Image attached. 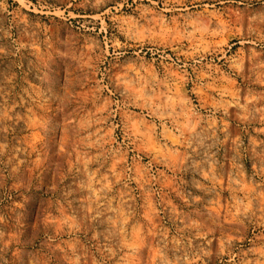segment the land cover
Here are the masks:
<instances>
[{"label": "rangeland", "instance_id": "1", "mask_svg": "<svg viewBox=\"0 0 264 264\" xmlns=\"http://www.w3.org/2000/svg\"><path fill=\"white\" fill-rule=\"evenodd\" d=\"M0 264H264V0H0Z\"/></svg>", "mask_w": 264, "mask_h": 264}]
</instances>
